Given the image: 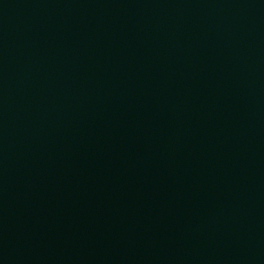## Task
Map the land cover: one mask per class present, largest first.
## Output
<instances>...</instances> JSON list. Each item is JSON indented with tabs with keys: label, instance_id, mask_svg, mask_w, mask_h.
Here are the masks:
<instances>
[{
	"label": "water",
	"instance_id": "95a60500",
	"mask_svg": "<svg viewBox=\"0 0 264 264\" xmlns=\"http://www.w3.org/2000/svg\"><path fill=\"white\" fill-rule=\"evenodd\" d=\"M0 264H264V0H0Z\"/></svg>",
	"mask_w": 264,
	"mask_h": 264
}]
</instances>
